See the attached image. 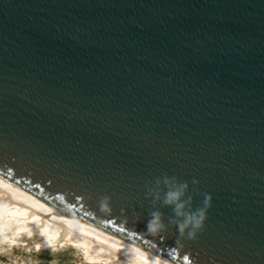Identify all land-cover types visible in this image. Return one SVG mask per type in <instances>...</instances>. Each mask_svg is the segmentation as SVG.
Segmentation results:
<instances>
[{"label": "water", "instance_id": "1", "mask_svg": "<svg viewBox=\"0 0 264 264\" xmlns=\"http://www.w3.org/2000/svg\"><path fill=\"white\" fill-rule=\"evenodd\" d=\"M162 173L209 194L195 238L162 184L145 198ZM0 175L194 262L264 264V0H0Z\"/></svg>", "mask_w": 264, "mask_h": 264}, {"label": "bare ground", "instance_id": "2", "mask_svg": "<svg viewBox=\"0 0 264 264\" xmlns=\"http://www.w3.org/2000/svg\"><path fill=\"white\" fill-rule=\"evenodd\" d=\"M0 264H200L55 207L0 175Z\"/></svg>", "mask_w": 264, "mask_h": 264}, {"label": "clouds", "instance_id": "3", "mask_svg": "<svg viewBox=\"0 0 264 264\" xmlns=\"http://www.w3.org/2000/svg\"><path fill=\"white\" fill-rule=\"evenodd\" d=\"M198 181L193 178L192 184H197ZM145 183V198L153 197L152 203L159 197V186H164V196L161 204L171 206L172 216L168 223L175 225L178 233L183 236L186 232L188 238H195L197 232L202 229L204 220L206 218V209L210 206L209 194H204L203 207L193 208L191 205L192 195L185 197V191L188 188V182L178 180L175 176H168L161 174L160 177L154 178L150 182ZM100 211L109 212L108 197H103L100 202ZM162 214L158 210H153L150 213V218L145 222V230L151 235H156L158 232L165 229L166 225L163 223Z\"/></svg>", "mask_w": 264, "mask_h": 264}, {"label": "snow or ice", "instance_id": "4", "mask_svg": "<svg viewBox=\"0 0 264 264\" xmlns=\"http://www.w3.org/2000/svg\"><path fill=\"white\" fill-rule=\"evenodd\" d=\"M121 231H123V229H121ZM185 259H187V257H185Z\"/></svg>", "mask_w": 264, "mask_h": 264}]
</instances>
